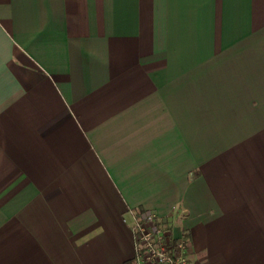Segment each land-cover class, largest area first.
Masks as SVG:
<instances>
[{
    "label": "crops",
    "instance_id": "1",
    "mask_svg": "<svg viewBox=\"0 0 264 264\" xmlns=\"http://www.w3.org/2000/svg\"><path fill=\"white\" fill-rule=\"evenodd\" d=\"M141 210L264 264V0H0V264H131Z\"/></svg>",
    "mask_w": 264,
    "mask_h": 264
},
{
    "label": "built area",
    "instance_id": "2",
    "mask_svg": "<svg viewBox=\"0 0 264 264\" xmlns=\"http://www.w3.org/2000/svg\"><path fill=\"white\" fill-rule=\"evenodd\" d=\"M131 228L135 243L131 264H186L185 239H173L170 231L158 224L152 210L134 213Z\"/></svg>",
    "mask_w": 264,
    "mask_h": 264
}]
</instances>
